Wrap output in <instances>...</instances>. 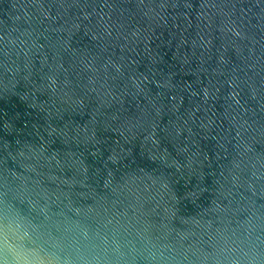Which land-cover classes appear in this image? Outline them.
Returning a JSON list of instances; mask_svg holds the SVG:
<instances>
[{"label": "water", "instance_id": "obj_1", "mask_svg": "<svg viewBox=\"0 0 264 264\" xmlns=\"http://www.w3.org/2000/svg\"><path fill=\"white\" fill-rule=\"evenodd\" d=\"M0 264H264V0H0Z\"/></svg>", "mask_w": 264, "mask_h": 264}]
</instances>
